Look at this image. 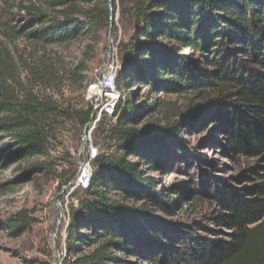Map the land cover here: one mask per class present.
Segmentation results:
<instances>
[{"label":"trees","instance_id":"16d2710c","mask_svg":"<svg viewBox=\"0 0 264 264\" xmlns=\"http://www.w3.org/2000/svg\"><path fill=\"white\" fill-rule=\"evenodd\" d=\"M111 4L112 11L108 0H35L20 7L23 24L13 30L15 36L38 48L82 39L83 58L73 68L53 72L45 56H38L40 71L23 66L29 86L15 83L13 77L7 85L0 73V143L15 157L65 161L71 170L61 184L74 179L76 155L74 149L60 147L61 139L70 130V141H78L94 106L83 99L61 102L48 95L42 89L51 84L46 86L43 75L66 86L79 80L80 89H85L91 80L84 76L88 67L83 61L96 57L113 12L111 35L122 67L117 87L123 91L142 86L163 95L192 92L198 111L213 109L200 122L215 125L214 146L241 171L221 180L211 177L207 193H193V203L206 201L212 207L213 226H200L206 236L191 226L170 231L156 211L169 215L181 209L185 185L158 189L160 183L145 176L139 166L165 173L166 150L159 139L179 128L137 129L140 116L156 111L161 103L137 105L132 93L123 94L113 113L102 114L91 131L99 151L91 162L89 186L70 193L76 202L67 210L68 254L62 264H264V0H111ZM5 21L0 19V33L10 29L4 27ZM180 47L193 54L181 55ZM165 110L166 120L178 115L174 107ZM182 117L179 125L186 123ZM168 143L179 146L173 138ZM251 159L255 162L243 168V161ZM5 226L19 235L28 222L20 213Z\"/></svg>","mask_w":264,"mask_h":264},{"label":"rangeland","instance_id":"374dc122","mask_svg":"<svg viewBox=\"0 0 264 264\" xmlns=\"http://www.w3.org/2000/svg\"><path fill=\"white\" fill-rule=\"evenodd\" d=\"M34 1L0 0V19H6L4 27H10V29H2L3 32L0 33V73L7 85L13 83L10 79L13 77L15 83L29 86L23 66L29 64L40 71L41 64L38 56H45L44 59L53 72L56 68H73L83 58L82 39H75L59 46L38 48L25 39L15 36L13 30L20 28L23 24L18 16L22 14L20 7ZM114 20H116V16L113 17L112 22ZM106 44L107 35L103 43L99 45L96 57L92 61L86 59L83 61V64L88 67L84 76L91 80L85 89H80L83 83L79 80L72 86H66L67 83H55L51 76L43 75V78L46 77L47 80L46 86L49 83L51 86L42 90L61 102L64 99H83L92 104L86 98L87 89L99 78L102 61L105 63L113 56L117 58L114 47L116 42L112 35L109 55H104ZM179 51L183 56L193 54L188 48L180 47ZM194 56H197L198 60L203 59L200 54ZM121 72L120 65L117 71L118 81L121 80ZM119 85L122 86L120 83ZM36 90L38 89L35 88ZM125 93H132L133 100L137 105L156 100L161 103L156 111L140 116V122L135 126L137 129L157 131L166 125L171 128H179L178 133L170 132L159 139L162 147L166 150L163 157L165 164L168 165L164 169L165 173L138 163L139 161L131 156L127 157L128 160L141 164L139 169L145 176H151L160 183L158 189H161V186L172 184L185 185L182 187L184 204L181 209H176L169 215L159 211L156 213L167 221V225L171 228L170 231H174L180 225L185 228L191 226L200 236H206L200 226H213L209 222L213 212L212 207L206 201L193 203L191 200V197L195 195L193 193L197 191L207 193L208 188L212 185L211 177L216 176L221 180L237 176L241 171L239 165L225 157L214 146L215 125L200 122V119L213 109L198 111L196 107L198 99L192 92L180 95H163L145 90L142 86L132 85L123 90V94ZM166 106L176 108L178 115H172L168 120L164 119ZM182 115L186 117V123L179 125V120L183 118ZM82 134L83 130L78 141L72 143L70 130H65L61 139L63 143L61 148L64 146L69 150L74 149L77 164L83 158L85 151L84 149L80 154L78 152ZM170 138L177 141L179 145L177 149L168 143ZM60 147H58V151L62 152ZM54 155L59 156L58 152H54ZM254 162L255 160L252 159L244 160L242 166L244 168ZM70 170L68 163L54 157H15L3 143H0V264H54L55 262L62 264L64 256L68 254L64 242L67 210L72 202H76V196L74 197L70 193L78 187L76 176L71 182L61 184L63 177H67ZM172 195L175 196L174 193ZM56 197H58V203ZM124 202L130 205L141 204L132 200ZM20 213L25 215L28 228L19 235H13L5 224H11ZM52 227H54V234L51 230ZM207 237L210 236L207 235ZM55 247H57L56 250ZM142 264L149 263L142 262Z\"/></svg>","mask_w":264,"mask_h":264},{"label":"built area","instance_id":"2783aa9c","mask_svg":"<svg viewBox=\"0 0 264 264\" xmlns=\"http://www.w3.org/2000/svg\"><path fill=\"white\" fill-rule=\"evenodd\" d=\"M115 55V54H114ZM120 64L115 56L110 59V63L105 68L101 80L92 83L87 89V100L92 102L94 108H98L93 124L89 128L88 137L85 145L84 156L78 162L77 167V186L87 188L92 178L91 162L98 154V146L94 144L91 131L102 114L110 116L116 104L123 97V91L116 85L117 71ZM81 165V167H80Z\"/></svg>","mask_w":264,"mask_h":264},{"label":"water","instance_id":"95a60500","mask_svg":"<svg viewBox=\"0 0 264 264\" xmlns=\"http://www.w3.org/2000/svg\"><path fill=\"white\" fill-rule=\"evenodd\" d=\"M109 1V8H110V11H112V4H111V0H108ZM113 13L111 12L110 13V25H109V29H108V32H107V44H106V51L104 53V55H109V52H110V40H111V32H112V20H113ZM110 63V60L108 59L105 63L102 61L101 65H100V74H99V78L98 80H101L102 78V74L105 70V68H107V66L109 65ZM98 111V108H94L93 112H92V115H91V119L89 121V123H87L85 125V127L83 128V134H82V142H81V145H80V148H79V154L83 152V150L85 149V145H86V141H87V137H88V132H89V128L90 126L93 124L94 122V119H95V116H96V113ZM81 167V165H80ZM56 202L58 203V197H56ZM60 211H61V208H60ZM52 233L54 234V227H52ZM57 249V247H55V250ZM56 264V262L54 263Z\"/></svg>","mask_w":264,"mask_h":264}]
</instances>
